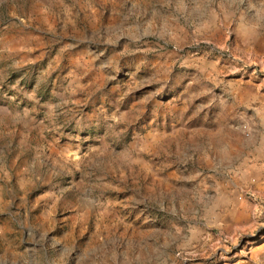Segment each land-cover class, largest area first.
Returning <instances> with one entry per match:
<instances>
[{
  "label": "rangeland",
  "instance_id": "1",
  "mask_svg": "<svg viewBox=\"0 0 264 264\" xmlns=\"http://www.w3.org/2000/svg\"><path fill=\"white\" fill-rule=\"evenodd\" d=\"M0 264H264V0H0Z\"/></svg>",
  "mask_w": 264,
  "mask_h": 264
},
{
  "label": "bare ground",
  "instance_id": "2",
  "mask_svg": "<svg viewBox=\"0 0 264 264\" xmlns=\"http://www.w3.org/2000/svg\"><path fill=\"white\" fill-rule=\"evenodd\" d=\"M239 216H240V214L237 213V214H236V217H239Z\"/></svg>",
  "mask_w": 264,
  "mask_h": 264
},
{
  "label": "water",
  "instance_id": "3",
  "mask_svg": "<svg viewBox=\"0 0 264 264\" xmlns=\"http://www.w3.org/2000/svg\"><path fill=\"white\" fill-rule=\"evenodd\" d=\"M245 223H247L248 221L246 220V221H244Z\"/></svg>",
  "mask_w": 264,
  "mask_h": 264
}]
</instances>
